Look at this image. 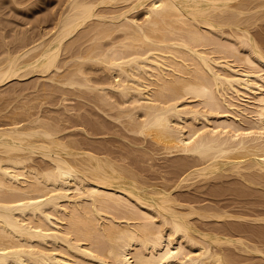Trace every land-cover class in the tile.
Instances as JSON below:
<instances>
[{
    "label": "bare ground",
    "instance_id": "6f19581e",
    "mask_svg": "<svg viewBox=\"0 0 264 264\" xmlns=\"http://www.w3.org/2000/svg\"><path fill=\"white\" fill-rule=\"evenodd\" d=\"M55 6L0 28L47 103L1 113L0 264H264V0Z\"/></svg>",
    "mask_w": 264,
    "mask_h": 264
},
{
    "label": "rangeland",
    "instance_id": "374dc122",
    "mask_svg": "<svg viewBox=\"0 0 264 264\" xmlns=\"http://www.w3.org/2000/svg\"><path fill=\"white\" fill-rule=\"evenodd\" d=\"M1 1H2V2H0V5H1L2 3H4V4H2V5L0 6V12H2V11H1V10H2V7H4V8H3V12H2L1 15H0V19L2 18V20H0V21H1V23H0V28H1V29L3 28L2 25L4 26V28H5L6 25H8V26L5 28V29H6V32H5V29H3V30H4L3 32H4V33H9V32H11V29H12V27H13L12 24H14V27H13V28H15V30L17 29L16 31H21L23 28H26V29L28 30V28H30V26H31V27H32L31 30L29 29V32H30V33L28 32V35H30V34H31V31H32L33 28H36L37 30H36V29H33L34 32H32V33H35L36 31L38 32V28H39V18H42L44 15H46L47 13L49 14L50 11L54 10V9L56 8L55 5H56V1H57V0H55V1H54V0H52V1H51V0H46V1L44 2L45 5H44V4H42V5H40V4H38V5H34L33 7L30 8L31 10L33 9V10H32L33 13H32V11H30V9H28V10L26 11L23 7H20V5H18V4H15L16 6L13 5L12 2H11V0H10V1H9V0H1ZM19 1L21 2V4H24V5H22V6H26V5H29V4L31 3V1H34V0H30V1H27V0H25V1H23V0H19ZM53 1H54L55 3H54ZM10 2H11V4H10ZM8 3H9V4H8ZM27 3H28V4H27ZM46 3H47V4H46ZM53 3H54L55 5H52ZM6 4H7L8 6H5ZM9 5H11V6H10L11 8L9 7ZM13 6H14V7H13ZM35 6H37V7H39V8L37 9V7L35 8ZM44 6H45V7H44ZM52 6H53V7H52ZM5 7H6L7 9H6ZM16 7H18V8H16ZM40 7H41V8H40ZM48 7H49V8H48ZM8 8H9V9H8ZM21 8H23V10H24L25 12H24ZM34 8H35V9H34ZM45 8H46V9H45ZM50 9H51V10H50ZM7 10H8V11H7ZM35 10H36V12H35ZM45 11H46V12H45ZM48 11H49V12H48ZM10 12H11V13H10ZM23 12H24L25 15L23 14ZM30 12H31V13H30ZM20 13H21V14H20ZM26 13H27V14H26ZM2 14H3V15H2ZM4 14H5V15H4ZM6 14H7V15H6ZM19 14H20V15H19ZM8 15H9V16H8ZM15 15H16V16H15ZM26 15H27V16H26ZM40 15H41V16H40ZM1 16H2V17H1ZM3 16H5V17H3ZM7 16H8V17H7ZM18 16H19V17H18ZM28 16H29V17H28ZM37 16H38V17H37ZM16 17H17V18H16ZM6 18H7V20H9L10 22L7 21ZM27 18H28V19H27ZM35 19H36V20H35ZM31 20H32L33 22H31ZM2 21H3V22H2ZM6 22H7V23H6ZM3 23H4V24H3ZM5 23H6V25H5ZM10 23H11V25H9ZM26 24H27V25H26ZM37 24H38V25H37ZM11 26H12V27H11ZM35 26H36V27H35ZM10 27H11V28H10ZM18 28H19V29H18ZM7 29L10 30V31H8ZM26 29H25V30H26ZM23 30H24V29H23ZM35 30H36V31H35ZM0 32H2V31L0 30ZM4 33H0V34H4ZM9 34L11 35L12 33H9ZM9 34H5V35L8 36ZM10 35H9V37L11 38L12 35H11V36H10ZM32 35H33V34H32ZM34 35H35V34H34ZM9 37H7V40L5 39V40L7 41V43H6V44H7V48H9V47L12 48V47L15 46V45L17 46L18 43L16 44V41L14 40V41H15V45H13V43H12L13 40H12V38L10 39ZM9 42L12 43V45H13L12 47H11V43H10V45L8 44ZM8 45H9V46H8ZM12 49H13V48H12ZM12 49H11V50H12ZM29 76H30V77H29ZM31 76H32L33 78L38 77V78H36V81H35V79H32L33 82H31V84H33V86H34V81H35V83H38L39 81H42V80H41L42 78L40 77V78H41V79H40V78H39V75H37V74H35V75H34V74H30V75H27V76L23 77L24 79H23V78H22V79H19V81H20V84H19V85H21V86H23L24 84L26 85V83H27L28 81H29V83H30V80H31V79H29V78H32ZM25 78H26V79H25ZM23 80H24V82H23ZM27 80H28V81H27ZM32 80H31V81H32ZM14 81H17V82H18V80H14ZM14 81H13L12 84L10 83L11 86L14 85V87H13V86H12V87H8L9 84H7L6 87L4 86V87L6 88V91H5V88H4L3 91H4L5 93L2 91V92H3V95H1L2 92L0 91V93H1L0 95H1V100H2V101H4L5 103H7V99H8V98L10 99V100L8 99L9 101H8V103H7V104H9V105H7V104L4 105V104H5L4 102H3V105H2V103H0V105H1V106H0V111H2L1 108H2L3 106L6 108V109H5V108L3 107L5 110H3L2 112H0V117L3 116L1 113H4V112H5L4 114L6 115V113H8L10 110H11V112H13L12 109H14V107H12V105H13L14 103H17L16 100L18 101L19 96H20V95H23V94H24L23 96H25L24 100L26 99V100L24 101V102H25V106L23 105L24 107H26V103H27L28 105H30L29 103L32 102V101H31L32 99H30V98H34V99L36 98L35 100H36L37 103L33 104V107H34V106H37L36 108H38L39 105H36V104H38L39 102L42 103V104L44 105V107L47 106V103L44 102V101L42 102V100H41L42 95H41L40 98H38L37 96H39V95H38L39 93H38V92H37L36 94L33 93L34 89L31 90V88H33L32 85H31V87H30L29 84L27 83L30 89H27L28 87H26V86H25V89H24V88H23L24 86H23L22 88H23L24 90H23L22 93H20L22 89H21L20 86H19L20 88L17 86L18 84H17V85L14 84ZM21 81H22L24 84H23ZM17 82H16V83H17ZM22 84H23V85H22ZM15 85H16V87H15ZM9 86H10V85H9ZM1 88H3V87H1ZM8 88H9V89L11 88L10 90H12V89L14 88V89H13V90H14L13 92H15V93L18 92V93H20V94H19V95H16L15 98H14V96H11V94H14V95H15V93H13L12 91H10V92H9L10 95H8V93H7V89H8ZM15 88H17L18 91H17ZM20 89H21V90H20ZM15 90H16V91H15ZM28 90H29V91H28ZM11 92H12V93H11ZM28 92H29L30 95L35 94V95H34L35 97L30 96V95L28 94ZM35 92H36V91H35ZM6 93H7V94H6ZM16 94H17V93H16ZM5 95H7L8 97L5 98V99H2V97H6ZM36 95H37V96H36ZM23 96H22V97H23ZM27 96H28V99H29V100L27 99ZM29 96H30V97H29ZM12 98H14L13 101H12ZM38 99H39L40 101H39ZM5 100H6V101H5ZM20 100H21V97H20L19 101H20ZM35 100H34V101H35ZM44 100L47 101V99H44ZM2 101H1V102H2ZM19 101H18V102H19ZM29 101H30V102H29ZM34 101H33V102H34ZM38 101H39V102H38ZM9 102H12L13 104H12V103H9ZM45 103H46V104H45ZM11 104H12V105H11ZM18 104H20L19 106L22 105L20 102H19ZM18 104H16V105L18 106ZM23 104H24V103H23ZM42 104H41V107L44 108ZM7 106H8V107H7ZM14 106H15V104H14ZM17 106H15V107H17ZM30 106H31V105H30ZM30 106H29V107H30ZM10 107H11L12 109H11ZM3 108H2V109H3ZM8 108H9V109H8ZM31 108H32V107H31ZM34 108H35V107H34ZM32 110H35V109H32ZM7 111H8V112H7ZM35 111H36V112L39 111V108L36 109ZM11 112H9L6 116H8V115L11 116V115H10ZM5 115H4V116H5ZM12 115H13V114H12ZM0 120H2V119H0ZM5 120H6V119H5ZM5 120H3V121H5ZM6 122H7V121H6ZM0 123H2V121H1ZM3 123H4V122H3ZM227 179H229V178H227ZM230 179H231L232 181H234V180H235V177H230ZM230 179L227 180V182H228L229 184H230V183L232 184V182H229ZM233 179H234V180H233ZM235 181H237V180H235ZM224 182H226V180H224ZM224 182H223V184H225L227 187H226L225 185H222L223 187L225 186V188L222 189L223 187H220V188H219L220 190H224V191H225L226 188L228 189V188H230L231 186H232L231 188L234 189L233 187H236V185H237V184L235 185V183H237V182H235V183L233 182V183H234L233 185H235V186H233V185L229 186V185H227V183H224ZM228 186H229V187H228ZM257 188H258V187H256V188L253 187V190L255 189V191H256V192H255L256 195H255V194H253V195H254L255 197H257V196L260 197V196H261L260 193H259V195H257V192L264 191V190H260V189L258 188L260 191H257V190H256ZM219 189H216V191H217V190L220 191ZM226 191H227V190H226ZM229 191H230V190H229ZM222 193H223V192H222ZM225 193H226V192H225ZM263 193H264V192H263ZM219 194H220V192H219ZM229 194H230V193H228V192H227L226 194L223 193L222 195H219V197L222 196V198H221V197H220V198H221V199H224V197H225L226 195H227V197H228ZM261 194H262V192H261ZM234 195H235V194H234ZM251 195H252V193H251ZM251 195H248V196H249V200L251 199V200L253 201L255 197H254V196H251ZM230 196H231V197H230ZM230 196H229V197H230V198H233V199H230L229 197H228V198H229L230 200H233V202H232L233 204L236 203V202H234L235 199L237 200V202H239L240 200L242 201V200H244V198H245V196H243V198L241 197V199H239V198H240L239 195H236V197H235V196L233 197L232 194H230ZM237 196H238V197H237ZM246 196H247V195H246ZM250 196H251V198H250ZM262 196L264 197L263 194H262ZM262 196H261V197H262ZM227 197H225V198H227ZM252 197H253V198H252ZM259 197L257 198V199H258L257 201H259V202H260V201H263V202H264L263 197H262V198L260 197V198L263 199V200H259V199H260ZM228 198H227V201H226V200H223V202H225V201L228 202ZM234 198H235V199H234ZM237 198L239 199V201H238ZM247 198H248V197H247ZM255 199H256V198H255ZM246 200H247V199H245V201H246ZM249 200H248V202H250ZM252 201H251V202H252ZM254 201L256 202V200H254ZM226 202H225V203H226ZM230 202H231V201H230ZM242 202H244V201H242ZM246 202H247V201H246ZM221 203H222V202H221ZM222 204H223V203H222ZM227 204H228V203H227ZM230 204H231V203H229V205H230ZM242 204H243V203H242ZM253 205H254V204H253ZM251 207H253V206H251ZM209 225H210V224H209ZM209 225H208L207 227H209ZM212 225H214V223H213ZM212 225H211V226H212ZM205 227H206V226H205ZM253 256H254V258L251 257V258H250L251 260H247V261H251V262H252V259H253L254 262H252V264H257V263H259V262H256V261H259V260H260V258H259L260 256H259V255H256L257 259H259V260L255 259V258H256L255 255H253ZM248 258H249V257H248ZM247 261H246V262H247ZM251 262H249V263H251ZM255 262H256V263H255ZM260 262H261V261H260ZM249 263H245V262H244V264H249Z\"/></svg>",
    "mask_w": 264,
    "mask_h": 264
}]
</instances>
